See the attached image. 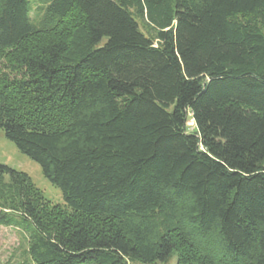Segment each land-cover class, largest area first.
Wrapping results in <instances>:
<instances>
[{"label": "trees", "instance_id": "1", "mask_svg": "<svg viewBox=\"0 0 264 264\" xmlns=\"http://www.w3.org/2000/svg\"><path fill=\"white\" fill-rule=\"evenodd\" d=\"M0 131L33 264H264V0H0Z\"/></svg>", "mask_w": 264, "mask_h": 264}, {"label": "rangeland", "instance_id": "2", "mask_svg": "<svg viewBox=\"0 0 264 264\" xmlns=\"http://www.w3.org/2000/svg\"><path fill=\"white\" fill-rule=\"evenodd\" d=\"M40 5V3L35 1L31 2L30 16L33 22H38L41 18ZM188 126L191 130L193 127L192 121L188 122ZM0 164L7 165L19 172L25 173L53 212L59 213L65 210L59 189L51 185L44 178L40 167L35 162L18 152L14 144L3 136L2 131H0ZM28 245L29 233L24 228L20 226L0 225V264H33L28 253ZM212 252L216 251L212 250L209 254L211 255ZM217 253L212 255L214 261L218 264L219 262L216 260L218 259ZM202 261L203 259L199 260L196 264H203L200 263ZM131 264L143 263L132 262ZM150 264H177V256L173 254L166 262H154Z\"/></svg>", "mask_w": 264, "mask_h": 264}]
</instances>
